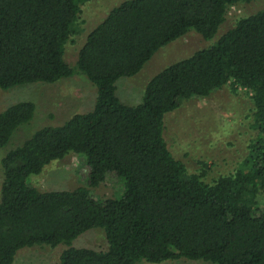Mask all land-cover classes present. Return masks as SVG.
Masks as SVG:
<instances>
[{"label":"trees","instance_id":"16d2710c","mask_svg":"<svg viewBox=\"0 0 264 264\" xmlns=\"http://www.w3.org/2000/svg\"><path fill=\"white\" fill-rule=\"evenodd\" d=\"M87 0H0V89L84 75L96 86L91 110L37 129L1 160L0 264L24 247L60 244L59 264H264V8L236 21L214 44L175 61L146 84L134 106L117 81L137 75L163 46L191 30L211 39L231 5L254 0H124L88 34L74 64L67 44L81 33ZM230 85L251 94L254 138L237 170L213 182L189 172L164 138L165 114ZM18 101L0 112V147L34 118ZM83 155L87 183L41 191L32 184L51 161ZM109 175L119 197L92 190ZM104 231L107 247H76L86 231Z\"/></svg>","mask_w":264,"mask_h":264},{"label":"rangeland","instance_id":"374dc122","mask_svg":"<svg viewBox=\"0 0 264 264\" xmlns=\"http://www.w3.org/2000/svg\"><path fill=\"white\" fill-rule=\"evenodd\" d=\"M124 0H87L83 3L82 31L74 44H67L66 61L74 64L78 51L84 45L88 34L109 11ZM264 8V0L240 2L231 5L225 21L211 39L203 38L195 30L161 47L135 76L122 77L117 81V95L130 106L143 99L147 82L171 63L191 56L197 50L211 46L238 19ZM96 86L84 75L64 78L56 83L37 82L19 85L9 90L0 89V112L18 101L35 103L36 111L31 122L20 127L9 143L0 147V190L3 181L1 160L11 149L22 144L34 131L44 126L63 124L78 112L92 109L96 98ZM164 138L176 159L186 165L189 172L205 170V180L213 182L221 175L237 170L249 152L254 138V104L251 94L242 88L233 91L230 85L213 92L210 96L192 98L179 108L165 114ZM88 168L83 155L70 153L62 159L51 161L39 174L31 176L32 184L41 191L75 189L87 183ZM123 183L114 175L92 193L102 197H119ZM264 207V191L257 197ZM76 247L105 249L107 241L100 228L86 231L74 241ZM63 244L24 247L20 249L13 264H59ZM137 264H212L186 258L168 260L162 263Z\"/></svg>","mask_w":264,"mask_h":264}]
</instances>
